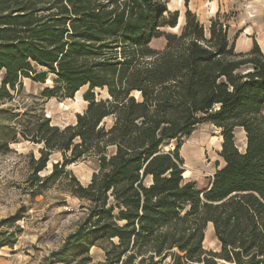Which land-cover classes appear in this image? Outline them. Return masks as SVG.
I'll list each match as a JSON object with an SVG mask.
<instances>
[{"label":"trees","instance_id":"trees-1","mask_svg":"<svg viewBox=\"0 0 264 264\" xmlns=\"http://www.w3.org/2000/svg\"><path fill=\"white\" fill-rule=\"evenodd\" d=\"M185 5L173 32L180 11L168 0H0L1 99L24 78L53 76L45 96L88 87L74 124L43 117L23 131L43 144L32 185L67 179L85 202L47 264H89L96 245L99 264H264V53L256 40L238 52L226 16L206 27ZM203 123L221 129L223 161L200 190L180 150ZM53 152L63 159L40 176ZM91 156L98 169L84 185L67 166ZM209 223L220 251L204 247Z\"/></svg>","mask_w":264,"mask_h":264},{"label":"rangeland","instance_id":"rangeland-1","mask_svg":"<svg viewBox=\"0 0 264 264\" xmlns=\"http://www.w3.org/2000/svg\"><path fill=\"white\" fill-rule=\"evenodd\" d=\"M186 2L206 27H209L210 20L218 12L226 16L233 27L231 40L235 33L240 32L238 26L241 23L238 20L242 13L245 15L246 10L264 9L261 0H168V9L171 12L179 10L180 17L179 26L166 28L167 31L180 30L184 23ZM165 44L163 37L151 42L158 49ZM54 85L51 75L45 82L24 78L16 89L10 90L9 98H0V232L5 231L0 234V243L8 239L16 240L0 247V264H47L51 252L63 245L85 216V202L71 194L69 180L61 178L53 183L38 181L32 185L30 178L36 166L34 161L40 157L43 144L24 137L23 131L43 117H49L52 124L62 127L74 124L77 114L87 107L84 99L87 86L71 97L63 93L45 96L44 90ZM243 140L242 130L236 129L238 146L242 147ZM221 143V129L212 123L200 124L189 137L183 139L180 153L189 176L186 179L194 180L200 190L209 186L223 161L219 155ZM174 146L173 142L170 147ZM62 159L60 152H53L46 168L39 175L49 174L53 164ZM97 169L95 156L82 158L67 166V170L72 171L84 185L90 182ZM15 215L22 217L14 224L3 222ZM11 233L15 236H11ZM204 247L209 251H220V242L212 223L205 229ZM90 255L92 261L89 264L103 261L102 245L94 246Z\"/></svg>","mask_w":264,"mask_h":264},{"label":"crops","instance_id":"crops-1","mask_svg":"<svg viewBox=\"0 0 264 264\" xmlns=\"http://www.w3.org/2000/svg\"><path fill=\"white\" fill-rule=\"evenodd\" d=\"M264 5V0H261ZM264 7V6H263ZM253 11V12H252ZM246 10L245 15L243 13L239 17L240 24L238 26L240 32L235 33L234 42L235 48L238 52H247L251 50L254 44V40L259 44L262 52L264 53V9L259 11ZM232 26L229 30V36L231 35ZM244 136V133H243ZM246 143L243 141L241 149H244Z\"/></svg>","mask_w":264,"mask_h":264},{"label":"water","instance_id":"water-1","mask_svg":"<svg viewBox=\"0 0 264 264\" xmlns=\"http://www.w3.org/2000/svg\"><path fill=\"white\" fill-rule=\"evenodd\" d=\"M183 177H184V175H183ZM185 178V177H184Z\"/></svg>","mask_w":264,"mask_h":264}]
</instances>
